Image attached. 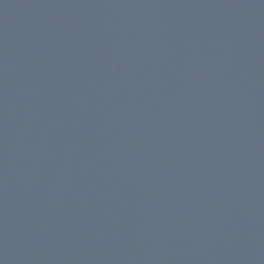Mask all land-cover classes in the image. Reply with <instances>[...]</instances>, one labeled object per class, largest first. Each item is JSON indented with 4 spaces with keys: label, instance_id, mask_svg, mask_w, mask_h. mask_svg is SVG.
<instances>
[{
    "label": "water",
    "instance_id": "water-1",
    "mask_svg": "<svg viewBox=\"0 0 264 264\" xmlns=\"http://www.w3.org/2000/svg\"><path fill=\"white\" fill-rule=\"evenodd\" d=\"M0 264H264V0H0Z\"/></svg>",
    "mask_w": 264,
    "mask_h": 264
}]
</instances>
